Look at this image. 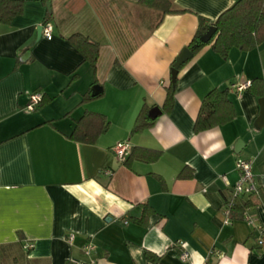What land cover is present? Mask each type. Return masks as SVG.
Listing matches in <instances>:
<instances>
[{
    "label": "crops",
    "instance_id": "0c3cea01",
    "mask_svg": "<svg viewBox=\"0 0 264 264\" xmlns=\"http://www.w3.org/2000/svg\"><path fill=\"white\" fill-rule=\"evenodd\" d=\"M16 1L21 15L0 24V264L6 257L21 264L12 253L24 264H264L256 244L264 240L260 99L229 90L264 80V43L234 48L226 59L205 47L178 70L173 106L162 110L174 62L200 19L214 23L233 1L172 0L182 12L165 16L139 0ZM46 19L49 41L38 32ZM73 35L98 44L94 68L68 41ZM94 87L99 97L80 105ZM215 89L227 90L235 117L195 133L202 101ZM34 92L50 101L27 112ZM143 108L161 114L132 134ZM85 112L110 124L93 145L68 139ZM118 143L160 157L126 166L112 150ZM237 159L252 162L262 190L263 202L250 210L255 226L240 215L223 223ZM182 171L187 177H178ZM143 206L153 211L144 226L133 222ZM87 243L96 246L89 257Z\"/></svg>",
    "mask_w": 264,
    "mask_h": 264
},
{
    "label": "trees",
    "instance_id": "16d2710c",
    "mask_svg": "<svg viewBox=\"0 0 264 264\" xmlns=\"http://www.w3.org/2000/svg\"><path fill=\"white\" fill-rule=\"evenodd\" d=\"M232 1L233 5L223 12L214 23L209 24L200 19L198 29L187 47L193 55L210 46L215 53L226 59L229 52L234 48L248 52L264 43V0ZM139 4L144 9L158 12L161 16L182 12L173 8L172 0H139ZM22 8L21 1L0 0V24H9L15 17L21 15ZM48 21L47 19L44 20L43 25L47 24ZM211 27H214L216 32L209 42H205L203 38ZM68 41L82 54L84 60L94 68L99 56L98 44L81 35H73ZM182 67L183 65L178 70ZM176 78L177 75L173 80L171 79V85L166 90V99L162 107L164 112H169L173 106ZM247 90H250L259 99H263L264 80L255 79L251 81ZM98 97L87 92L82 96L80 105ZM49 101V98L41 94V100L37 108L43 107ZM153 110L149 113L145 108L141 110L132 128V134H136L153 125L155 119L161 114L159 110L160 114L152 117L151 112ZM234 117L235 111L228 99L227 90L215 89L209 92L202 101L200 112L195 121L194 132L201 133L213 127L226 124L231 122ZM109 126L108 120L103 115L85 112L75 122L68 139L78 144L93 145L101 135L108 131ZM159 157L160 153L158 152L134 148L129 150V154L122 163L126 166H129L132 161L151 163ZM178 177L185 178L187 176L182 171ZM262 202L263 194L260 188L256 194H252L248 198H237L231 208V219L234 220V217L247 209L251 210ZM142 208L141 218L133 220V222L144 226L147 223L148 216L153 211L148 206H143ZM147 256L149 260H153V256L150 254H147Z\"/></svg>",
    "mask_w": 264,
    "mask_h": 264
},
{
    "label": "built area",
    "instance_id": "2783aa9c",
    "mask_svg": "<svg viewBox=\"0 0 264 264\" xmlns=\"http://www.w3.org/2000/svg\"><path fill=\"white\" fill-rule=\"evenodd\" d=\"M52 25L47 23L42 26V35L43 38L46 40L52 39ZM250 86V82L244 84H233L229 87V90L236 93L238 97L242 95V93L248 89ZM41 100V94L38 92L32 93L29 96V103L26 106L27 112H33L36 110L39 101ZM113 152L115 153L116 157L120 162L124 161L127 155L129 154V149L126 143H118L112 148ZM236 171L238 172V180L233 186L229 198L224 202L222 208V215H223V223L224 225H230L232 223V215H231V208L234 205V202L237 198H248L252 194H256L258 191V185L254 178L252 172V162L249 160L244 159H237L235 163ZM106 174H110L109 171ZM240 217L243 222H245L249 226H255V220L250 215V210H245L240 214ZM258 232L260 230L255 227ZM72 240V238H70ZM256 244L259 248L264 249V240L259 237L256 241ZM24 249H31L32 246L27 244L23 247ZM96 250V246L92 243H87L83 247L84 255L89 257L94 251ZM188 259L187 253H182L180 255V260L185 262Z\"/></svg>",
    "mask_w": 264,
    "mask_h": 264
},
{
    "label": "water",
    "instance_id": "95a60500",
    "mask_svg": "<svg viewBox=\"0 0 264 264\" xmlns=\"http://www.w3.org/2000/svg\"><path fill=\"white\" fill-rule=\"evenodd\" d=\"M38 32H42V27L39 28ZM216 30L214 27H211L208 32L205 34L204 36V41L205 42H209L212 37L214 36ZM39 33V34H40ZM193 57V54L190 52V50L188 48H184L179 56L177 57L176 61H175V67L171 70V79L173 80L177 73H178V68L182 65H184L188 60H190ZM100 88L94 87L93 88V94L92 95H97L98 93H100ZM160 114V111L156 108L151 112V116L155 117L157 115ZM257 126L259 127H263L264 125V98L260 99V115L258 117L257 120Z\"/></svg>",
    "mask_w": 264,
    "mask_h": 264
},
{
    "label": "rangeland",
    "instance_id": "374dc122",
    "mask_svg": "<svg viewBox=\"0 0 264 264\" xmlns=\"http://www.w3.org/2000/svg\"><path fill=\"white\" fill-rule=\"evenodd\" d=\"M6 256V255H5ZM9 257H15L14 259L17 260L18 263H23L21 259L17 258V255H14L13 253L10 254ZM3 264H11L9 260H7V257L2 260ZM24 264V263H23Z\"/></svg>",
    "mask_w": 264,
    "mask_h": 264
}]
</instances>
